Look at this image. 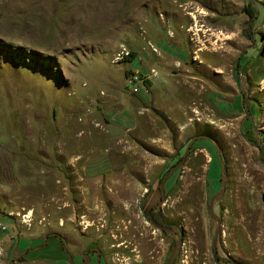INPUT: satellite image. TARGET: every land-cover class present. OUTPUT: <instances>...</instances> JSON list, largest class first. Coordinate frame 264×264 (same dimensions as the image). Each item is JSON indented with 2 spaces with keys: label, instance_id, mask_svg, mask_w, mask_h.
Instances as JSON below:
<instances>
[{
  "label": "rangeland",
  "instance_id": "rangeland-1",
  "mask_svg": "<svg viewBox=\"0 0 264 264\" xmlns=\"http://www.w3.org/2000/svg\"><path fill=\"white\" fill-rule=\"evenodd\" d=\"M263 79L264 0H0V264H55L72 207L123 264H168L165 173L171 264H264Z\"/></svg>",
  "mask_w": 264,
  "mask_h": 264
},
{
  "label": "flooded vegetation",
  "instance_id": "flooded-vegetation-1",
  "mask_svg": "<svg viewBox=\"0 0 264 264\" xmlns=\"http://www.w3.org/2000/svg\"><path fill=\"white\" fill-rule=\"evenodd\" d=\"M165 174L164 180L162 179V176L161 181L158 184L160 190V202H158L150 209L149 213L147 214V221L151 227H153L160 233L161 241H163L164 234L169 236H179V239L176 237L177 241H179V245L174 253V260L183 241V233L178 230V226L174 225L172 221L164 218L162 210L160 209V206L166 199V186L168 185V183H171L170 176L168 175V173ZM148 192L149 190H146L145 194H147ZM58 209L61 210V208ZM71 211L74 214H71V218L69 219L71 222L69 228L70 236L68 237L66 235V232H64L65 223L62 222V217L59 218L58 229L53 235L54 240L59 244L60 248V255L56 259L55 264H109L108 260H111L112 262L113 260H116L117 262H119H113V264H123L124 258L122 255H130L132 252H136L138 254L137 258L142 257V254L139 250H136L137 248L135 246L134 248L130 247L132 246L131 244L122 246V248L120 247V245H122L120 243L111 244L110 248H105L102 244L103 241L101 239L106 232V228H109V226L106 225V223L104 225L101 224L99 227L97 225H92V223L90 225H88L87 223L86 226L81 228L79 226H83L84 221L80 222L79 219L86 218L87 214H85L84 216H79L77 208L74 207L71 208ZM91 226H94L95 228H91ZM95 231L96 235H94ZM47 239L48 237H46V240ZM174 249L175 246L172 247L170 254H172ZM159 254L160 251L155 250L154 248L152 251H149V259L155 260L160 257ZM119 255H121V258L123 260H119ZM113 256L117 258L113 259ZM141 261H143V258Z\"/></svg>",
  "mask_w": 264,
  "mask_h": 264
},
{
  "label": "built area",
  "instance_id": "built-area-1",
  "mask_svg": "<svg viewBox=\"0 0 264 264\" xmlns=\"http://www.w3.org/2000/svg\"><path fill=\"white\" fill-rule=\"evenodd\" d=\"M127 55L128 53H121ZM158 78L156 69L151 68L143 72L131 71L125 78L126 88L132 95L147 93L154 79Z\"/></svg>",
  "mask_w": 264,
  "mask_h": 264
},
{
  "label": "crops",
  "instance_id": "crops-1",
  "mask_svg": "<svg viewBox=\"0 0 264 264\" xmlns=\"http://www.w3.org/2000/svg\"><path fill=\"white\" fill-rule=\"evenodd\" d=\"M147 29H149V28H147ZM139 46V58L141 59V60H143L144 62L142 63V65L143 64H146V63H148L147 61H149L150 60V57L152 56V54L150 53V51H148V48L147 47H144L143 45H141V44H139L138 45ZM149 59V60H148ZM142 65L140 66V70H139V72H143V71H146V70H148V69H151L150 67L148 68V66H144V67H142Z\"/></svg>",
  "mask_w": 264,
  "mask_h": 264
},
{
  "label": "water",
  "instance_id": "water-1",
  "mask_svg": "<svg viewBox=\"0 0 264 264\" xmlns=\"http://www.w3.org/2000/svg\"><path fill=\"white\" fill-rule=\"evenodd\" d=\"M220 194H221V193H220ZM220 194L215 195V196L210 200V202H209V211H211V205H212L214 199H216ZM210 214L213 215L212 212H210ZM218 231H219V230H218V222H217V230H216L215 237H214V248H213V249H214V252H215V243H216V241H217ZM177 238L179 239V236H178V235H177ZM178 245H179V241H178ZM178 245H176L175 249L173 250V252H172V254H171L170 258H169L168 264H171V263H172L174 253H175V251H176Z\"/></svg>",
  "mask_w": 264,
  "mask_h": 264
},
{
  "label": "trees",
  "instance_id": "trees-1",
  "mask_svg": "<svg viewBox=\"0 0 264 264\" xmlns=\"http://www.w3.org/2000/svg\"><path fill=\"white\" fill-rule=\"evenodd\" d=\"M134 54L130 53V56L126 57V61L131 62V60L133 59ZM131 71H126L125 76H127Z\"/></svg>",
  "mask_w": 264,
  "mask_h": 264
},
{
  "label": "bare ground",
  "instance_id": "bare-ground-1",
  "mask_svg": "<svg viewBox=\"0 0 264 264\" xmlns=\"http://www.w3.org/2000/svg\"><path fill=\"white\" fill-rule=\"evenodd\" d=\"M229 3V2H228ZM200 31V30H199ZM197 32V31H196ZM262 86H264V79L262 80ZM263 89V88H262ZM194 90V89H193ZM116 147V146H115ZM250 182V181H249ZM123 192V191H122ZM119 196V195H118ZM120 200V199H119ZM118 201V200H117Z\"/></svg>",
  "mask_w": 264,
  "mask_h": 264
}]
</instances>
